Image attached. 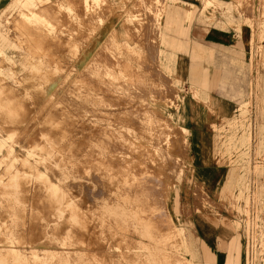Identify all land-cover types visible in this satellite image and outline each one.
I'll return each mask as SVG.
<instances>
[{
	"label": "rangeland",
	"instance_id": "1",
	"mask_svg": "<svg viewBox=\"0 0 264 264\" xmlns=\"http://www.w3.org/2000/svg\"><path fill=\"white\" fill-rule=\"evenodd\" d=\"M227 1L228 4L223 0H189L193 5L190 7L182 0H44L45 4L54 3L55 6H43L38 13L44 15L48 24L56 29L59 24L68 26L69 22L55 19L60 15L58 5L66 8L61 9L63 15H73L76 13L74 10H81L85 2L88 6L84 9L85 15L89 16V11L92 10L96 18L100 17L92 21L96 26L99 21L100 27L92 29L88 26L84 33L80 32L79 40H86L83 35H87L89 41L79 47L75 43L78 29L74 21H71L70 30L60 32L59 26L52 33L44 30L36 32L32 28L19 30L17 27L21 28V24L15 21L17 13L14 10H18L14 6L16 0H0V50H6L8 56L13 49L23 50L32 59L13 65L0 55V95L6 94V98L10 99V85H17L19 88L27 83H45L53 77L58 81L57 75L71 71V83L63 84L62 93L50 97V101L55 102L54 105L50 107L49 100L43 102L39 99L32 105L35 114L32 126L23 122V126L17 131L5 132L6 126L0 124V137L12 135L6 145L13 147L18 153L21 146L28 145L24 143V138L56 136V133H48V130L58 129L56 122L64 120L58 118L60 113H72L74 116L71 120L66 119L70 122L93 120L100 122L104 129L118 130L125 128V120L133 122L136 129L142 130L144 126L139 122L144 117V120L151 122L150 128H147L153 131L154 136L162 131L166 119L172 127L166 147L162 141L163 135L155 136L152 143L160 151L154 153L152 148L147 159L140 163L145 166L151 181L143 185L142 191H138L142 192L138 196L142 201L141 208L150 204L147 209L154 216L160 215V219L155 220L157 223L167 221V226H183L185 240L192 252L184 253L182 256L185 259L192 257L203 264L208 250L214 255L216 264H244V259L242 262V258L239 259L235 252V248H240L245 264L247 257L248 264H264V251L260 252L261 248L264 249V171L257 170L264 167V142L260 144L261 135L258 134L260 128L264 127V100L257 99V94L264 89L261 86L264 78V0ZM177 5L181 7L180 14H184V20L179 21L176 26H168L163 10ZM108 24L119 31H130L135 35L130 42L129 39L124 41L123 36H119L118 40L124 45L121 53L129 56L137 53L135 63L141 66V72L135 77L131 76L133 80L129 85L133 89L130 93H124L122 89L120 94L113 97L116 103L125 104L119 106L117 112L106 106L113 101L106 94L108 85L102 86L103 96L95 95L91 90L92 84L97 87V82L104 81L107 84L109 80L104 73L103 77L94 76L98 68L91 60L96 53L101 59L109 58L112 46L108 44L106 36ZM163 24H166V28ZM129 26H139V31ZM182 28L188 33V37L183 36L184 43L173 41L167 34V30L170 34H176ZM163 31L174 44L168 41L167 45L164 44ZM41 33H47L44 39L39 36ZM181 33L180 31L179 34ZM28 38L30 41H27ZM222 46L233 48L226 49ZM127 48L129 52L126 51ZM82 50L88 51L86 55ZM171 53L175 56L173 59L164 58L166 68L168 65L170 69H164L160 64V57ZM80 58H85V61L80 62ZM76 65L79 66V72L75 68L71 69V66ZM96 65L102 66L103 63ZM181 67H184L183 75ZM60 80L63 82V79ZM125 80L128 81V78H121V82ZM158 101L170 104L166 114L156 112L153 104ZM42 104L45 106L41 108ZM95 111L101 117L94 119L92 115ZM178 114H181L180 123L177 121ZM179 124H184L188 131L186 142L182 140L183 133ZM133 125L131 127L134 128ZM197 127H202L204 132L209 131L204 140L206 161L211 156V162L213 160L218 167L224 168L225 178L228 180L223 188L220 185L213 188L208 183L199 181L198 169H193L195 151L192 141H198V137L193 134ZM246 128L251 133L250 153L244 160H238L232 137L239 129ZM6 160L8 158L4 159ZM135 166L133 162L127 166L138 176L131 184V189L132 186L144 183L138 180V172L141 173L142 169ZM242 169V182L236 186V180L240 179L238 172ZM95 174L97 173L91 168L81 178L74 179L71 194L96 214L97 222L100 213H103V222L107 221L103 224L102 233L107 245V249H104L105 264L135 263L139 248L149 247V241L136 234L135 226L124 223L121 210V220L117 218L118 225L109 226L114 219L106 213L109 207L104 205L108 194L105 190L101 195L102 191L98 188L101 185L94 177ZM251 179L254 180L252 185ZM78 184L83 187H78ZM149 185L150 190L147 189ZM97 222L90 221L92 234H100ZM161 226L166 225H157L155 231L162 232ZM142 240V247H138ZM152 244L151 242L150 248ZM167 246L171 250L170 242ZM121 251L126 252V257H122Z\"/></svg>",
	"mask_w": 264,
	"mask_h": 264
},
{
	"label": "bare ground",
	"instance_id": "2",
	"mask_svg": "<svg viewBox=\"0 0 264 264\" xmlns=\"http://www.w3.org/2000/svg\"><path fill=\"white\" fill-rule=\"evenodd\" d=\"M14 6L18 9L14 11L17 13L15 21L21 24V28L17 27L19 30L32 28L36 32L44 30L48 31L47 33H52L61 27L60 32L66 29L70 30L71 21H74V25L78 29L75 35V43L79 47L88 44L87 41H89V36L83 34L87 39L80 41V32L84 33L83 31L88 26L92 29L101 26L99 21L97 22L98 26L92 23L95 19L100 18H96L97 16L95 13L93 14L92 10L89 11V16L85 15L84 9L88 7L85 2L81 10H78V12L77 9L74 10L76 13H73V15H70V13L63 15L61 9L66 8L58 5L60 15H57L55 19L58 21L62 19L69 20V27L59 24L57 29L48 24L44 15L38 13V10L43 6L54 8V3L50 5L45 4L44 0H16ZM167 9L164 8L163 14L166 13ZM162 26L166 28V24ZM107 27L108 33L105 35L108 44L112 46L109 50V58L107 60L101 59L99 54L96 53L91 60L96 64L103 63L102 66L95 64L98 70L94 73V76L103 77L106 74L109 80L107 84L104 81L97 82V87L92 84L91 90L95 95L103 96L102 86L108 85L106 94L113 101H110L106 106L117 112L120 109L118 107L125 106V104L116 103L113 97L117 96V93L120 94L122 89L124 93H130V90L133 89L129 85L133 80L131 76L135 77L139 71L141 72V66L135 63L137 53L134 51L135 56L132 53L131 56L121 53L124 45L122 46V41L118 40L119 36H123L125 37L124 41L129 39L130 42V39L135 35L131 34L130 31L129 33L119 31L110 24ZM129 27L139 31V26L136 28L135 26ZM126 28L127 26H125ZM165 28L163 27V30ZM164 31L162 32L164 44L167 45V41L174 44L168 39ZM47 33H41L39 36L44 39ZM27 41H30V38ZM194 44L199 45L198 43ZM131 46L132 44L129 45V47ZM128 50L127 48L126 51ZM87 52L82 50L85 55ZM0 55L5 61L13 65L32 60L30 59L31 56L18 49H13L9 56L6 50H0ZM174 57L173 53L169 56L161 55L160 64L163 65L164 69H170L168 65L166 68L164 63L166 59L169 60ZM79 61L83 62L85 58H80ZM105 66H108V68H105ZM72 68L79 72V66H71ZM100 69H103V71ZM181 70V75H183L184 67H181ZM56 77L59 79L58 81L53 77L45 83H27L19 88L17 85L14 87L10 85L8 90L12 97L10 99L6 98V94L4 96L0 95V124H3V127L6 126L5 132L17 131L25 122L32 126V121L35 119L33 118L35 114L32 105L36 104L37 99L43 102L49 100L50 107L54 105L55 102H51L50 97L60 93L63 84L71 83V71H66L61 76L57 75ZM121 78H128V81L121 82ZM60 79H63V82H60ZM11 99L13 100L10 101ZM153 105L157 110L156 112L160 114L165 113L170 107V104L164 101H158ZM43 106L45 105L42 104L41 108ZM177 106L178 103L175 108ZM139 108H141L140 105ZM68 113L58 114V118L64 120L56 122L59 126L58 129L51 128L48 130V133H56V136H42L36 139L33 137L24 138V143L28 145L21 146L18 153L15 152L13 147L6 145L12 135H8L6 138L0 137V264H105L104 249H107V245L103 241L102 233L103 224L107 221L103 222V213H100L97 222L95 219L96 214L90 212L84 202L80 199L75 200L71 194L73 184H75L74 179L81 178L91 168L97 173L94 177L100 182L101 186L98 188L102 191L101 195L105 190L108 194L107 203L105 202L104 205L109 207L106 213L114 219V222L109 223V226L115 225L116 227L118 225L117 218L121 220L119 212L121 210L124 214V223L135 226L136 234L149 241V247L146 248L142 247L143 240L140 242L138 247L142 248H139L140 252L136 255L135 263L132 264H202L192 257H189V259L183 258L184 253H192L188 247V242L185 240L183 226L180 228L167 226L169 225L167 221L157 223L155 220H159L160 215L154 216L153 212L147 209L150 204L142 209V201L140 198L138 199V196L142 193L138 191H142L144 184L151 183L147 170L144 169L145 166L140 165V163L147 159L152 148H154V153L160 151V148L155 147L152 143L155 136L163 135L162 141L166 147L172 128L168 125L167 120L165 119L162 125V131L154 136L153 131L149 129L151 122H148L147 119L144 120V117L143 121L139 122L144 126L142 127L144 129H136L133 122L125 120L123 125L125 128L122 127L123 129L118 130V128L104 129L100 122L93 120L70 122L69 120L74 115ZM98 116L97 111L92 115L94 119L101 117ZM177 121L181 122V114H178ZM132 125L134 128L131 127ZM83 126L88 127L80 130L72 129L73 127ZM179 128L183 133L182 140L186 142L188 131L184 124H179ZM80 133L81 135H79ZM258 134L261 135V144L264 142V127L260 128ZM195 137L198 136L195 135ZM232 138L235 140L234 147L237 150V159L244 160L245 156H249L251 147L249 128L239 129ZM229 140H231V137H229ZM201 143L204 144L203 141ZM5 158H8V161H4ZM132 162L136 165V168L142 169L141 173L146 175H141L137 171L138 180L144 183L132 186L131 189V184L133 185L138 177L135 172L127 167ZM122 164H125V167H122ZM263 168L260 167L257 170L264 171ZM243 169L238 172V178L240 179L236 180V186H239L242 182ZM233 175L234 173L231 174V176ZM78 187L81 188L83 185L78 184ZM147 189H151L150 185ZM91 220L97 222V226L100 227V234L91 233ZM162 224L166 225L161 226L162 232L155 231L157 230L156 226ZM151 242L153 243L152 248H150ZM169 242L172 244L171 250L167 246ZM263 251L264 249L261 248L260 252ZM95 252L97 254H94ZM235 252L238 253L239 259L242 258V262L244 259L245 264V257H243L241 249L235 248ZM120 253L123 257L126 252L121 251ZM245 253L246 251H244ZM205 254L206 258H204L203 264H216L214 263L215 257L210 251L207 250ZM247 259L246 264H248Z\"/></svg>",
	"mask_w": 264,
	"mask_h": 264
},
{
	"label": "crops",
	"instance_id": "3",
	"mask_svg": "<svg viewBox=\"0 0 264 264\" xmlns=\"http://www.w3.org/2000/svg\"><path fill=\"white\" fill-rule=\"evenodd\" d=\"M182 2L184 4H187L188 6H193L191 3H189V0H182ZM223 2L225 4H228L227 0H223ZM181 11V7L180 5L177 6H171L168 7V9L166 10L165 13V21L167 23V25L169 26L170 24L172 26H176L177 23H179V21H183L184 19H182V17H184V14H180ZM190 12V10H188V13ZM190 15V14H189ZM182 32L181 34H179V32ZM180 31H178L176 34H173L171 32V34L169 33V30H167L168 36L175 40V41H182L184 43L183 40V36L184 37H188V33H186V30L184 28H182ZM207 37V35H206ZM181 38V39H180ZM196 43V42H193ZM215 48L217 46H214ZM226 49H232V46H222ZM247 85H249V83H247ZM261 86L264 87V78H263V82L261 83ZM257 99L259 101L264 100V89L261 90V92L259 94H257ZM209 132V131H208ZM208 132H204L202 130V127H197L194 131L193 134L198 136V141L194 142V140L192 141V147L193 150L195 151V154L193 156L194 160H195V165L193 167V169H198V179L199 181H204L205 183H208V186L216 188L219 185L223 188V186L227 183V178H225V170L222 167H218L212 160V162L210 161L211 156H209L208 160L206 161V154H205V144L201 143V141L204 142L207 134H209ZM204 134V137H202V135ZM210 161V162H208ZM208 162V163H206ZM253 179H251L250 181V185L253 184ZM230 183L233 184V181ZM235 183V182H234Z\"/></svg>",
	"mask_w": 264,
	"mask_h": 264
}]
</instances>
